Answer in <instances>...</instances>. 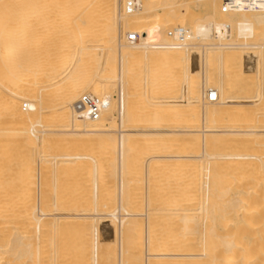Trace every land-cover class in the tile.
Here are the masks:
<instances>
[{
    "label": "bare ground",
    "instance_id": "obj_1",
    "mask_svg": "<svg viewBox=\"0 0 264 264\" xmlns=\"http://www.w3.org/2000/svg\"><path fill=\"white\" fill-rule=\"evenodd\" d=\"M235 1L246 4L250 0ZM128 2H134L133 11H126ZM223 3L224 0H177L166 5L164 0H0V264H21L24 259H31L33 264H89L86 262L90 259V264H141L142 248L145 264L147 257L158 258L156 264H171L174 259L181 264H264V0H256L255 9L225 12ZM186 8L199 14L207 12L208 22L229 12L232 13L226 16L233 19L237 16L233 13L238 11L244 14L243 32L236 40L218 43L194 40L181 31V26L201 21L181 17L178 13ZM247 11L255 14L256 22L250 26L247 24L252 17L246 19ZM169 31L172 36H168ZM129 34H136L140 43L129 45ZM185 39V47L171 45L172 41ZM150 65L152 71L157 67L156 74H160L155 80L156 88L146 79L151 82L149 85L147 81L148 88L155 89L150 92H157L155 99L145 89V80L142 82L148 78L142 77L143 71L151 69ZM82 95L100 103L96 120L81 118L73 111ZM213 95L215 99L210 101ZM152 99L158 113H153V105L149 107L153 108L151 113L145 114L150 109L146 111L142 105ZM192 122L196 126L175 127ZM152 138L169 141L155 159L162 166L156 173L173 166L168 171H175L185 160L192 162L194 171L199 170L192 172L197 174L195 184L205 178L204 196L210 201L211 191L214 202L212 197L218 193V199L225 197L229 214L226 218L238 214L235 219H220L212 209L220 221L212 217L214 213L204 217L205 212L204 218L198 217L201 222L195 220L198 215L190 222L186 219L189 224L185 227H189L184 228L188 232L183 233H187L184 236L189 244L184 254L172 249L177 247L176 241L169 238L184 239L179 238L182 232L178 235L184 217L176 222L178 233L175 227L169 228L175 230L167 237L163 227V231L159 228L161 224L152 225L161 231L155 234L151 224L156 221L139 222L137 213L127 214L130 207L129 211L122 208L128 199L129 182L139 180L134 179L139 169L144 167L146 172L153 165L148 154L140 150V141ZM178 150L186 154H178ZM80 156L83 167L76 160ZM141 156L147 157L143 167L145 157L141 162ZM185 162L183 168L179 164L178 171L185 169ZM158 163L150 172L159 170ZM58 166L67 172H83L93 186L88 193L102 205L98 208L93 200L88 199L95 207L84 201L78 230L63 234L67 240L72 237V244L65 243V249H54L56 218L52 213L60 203L59 191L53 193L57 190L56 179L48 195L46 190V182L51 183ZM200 169L204 171L203 178L199 176ZM146 178L145 184L150 182ZM65 182L70 187L71 182ZM84 193L85 197L87 192ZM114 199L117 214L111 212L114 202H110ZM160 202L158 205L164 206L162 199ZM147 203L148 208L151 204ZM86 204L90 208L92 205L93 211ZM217 204L220 208L221 202ZM224 210L221 213L225 218ZM71 213L65 209L64 220H75L69 217ZM48 236L54 239L53 248ZM154 237L158 238L157 244L152 241ZM153 242L159 245V253L154 256L146 253Z\"/></svg>",
    "mask_w": 264,
    "mask_h": 264
},
{
    "label": "rangeland",
    "instance_id": "obj_2",
    "mask_svg": "<svg viewBox=\"0 0 264 264\" xmlns=\"http://www.w3.org/2000/svg\"><path fill=\"white\" fill-rule=\"evenodd\" d=\"M174 1H177V0H164V4L166 3V4H172V2H174ZM182 1H190V2H192L193 0H182ZM165 4V5H166ZM262 4V6L261 7H263V4L264 3H261ZM262 11H263V13H264V9H262ZM232 12H229L228 13V15H227V13H225V16H216L215 17V19H214V21L212 22V21H210V22H208V21H205V19H207V17L208 16H206L205 14H207V12H203V13H201V14H199L198 12H196L195 10H193L192 8H186L185 10H183L182 12H179L178 14H180L181 15V17H183V18H185V19H187V21H192V20H199L200 19V21L201 22H199V23H189V24H183V26H181V31L182 32H184V33H187L188 35H191V37H192V39H194V40H204V41H209V42H215V43H218V42H221V41H226V40H236L237 38H236V36L238 35H240L241 36V34H242V32H243V28H242V24L244 23L243 22V19L241 18L242 16H244V14L241 16V14L240 13H238V11L237 12H234L233 14H234V16L237 14V16H235L234 18H236V19H229L227 16H229V14H231ZM204 14V15H203ZM179 15V16H180ZM208 15V14H207ZM223 15V14H222ZM227 15V16H226ZM245 15H246V19H248V18H251L250 20H248L249 22H248V26H250V24L251 25H253L255 22H256V20H254L253 21V16L255 15L254 13L252 14L251 13V11H247V13H245ZM206 17V18H205ZM227 17V18H226ZM204 20V21H203ZM153 65H155V63L153 64ZM153 65H152V67H153ZM146 67H147V65H146ZM145 67V68H146ZM151 69H149V68H147V70L149 69V72H151V74L150 73H148L147 72V70H145V71H143V74H145V75H143L142 77H147V75H148V78H145V79H143L142 80V82L145 80V83H144V85L146 84L147 85V81L148 80H151L152 81V83L151 82H149L148 81V84L149 85H153V82H154V85H153V87L154 88H156L155 87V82L157 81L156 79H157V77L160 75H158V74H156V73H158V70H157V67L156 68H154V69H156L155 71L153 70L152 71V67H151V65L149 66ZM155 67V66H154ZM151 70V71H150ZM185 70V69H184ZM144 72H146V73H148V74H146V73H144ZM153 72H155V74H154V76L156 77V78H154L153 77ZM184 73H186V70L185 71H183ZM151 75V76H150ZM157 75V76H156ZM216 75L219 77L218 79V81H220L221 80V76L218 74V71H216ZM149 76L150 77H152V79H150L149 78ZM146 79H148V80H146ZM156 80V81H155ZM151 83V84H150ZM149 85H147V88L145 87V89H151L152 91H153V87L151 88V87H149L148 88V86ZM143 88V87H142ZM144 89V88H143ZM155 90V89H154ZM148 92H150V90L148 91ZM153 92H155V91H153ZM154 94V93H153ZM152 94V92H150V95H153ZM155 95V94H154ZM156 95H157V92H156ZM156 95L153 97V96H151V98H153V99H155L156 98ZM151 100L150 102L152 103V105H150L151 103H144V105H142V106H144L143 107V109L144 110H148V109H150L149 107L150 106H153L154 105V111L155 112H153V110H152V112L153 113H155L156 114V112L158 111L157 110V106L155 107V105H156V102H155V104H154V100ZM6 100V102H8L7 101V99H5ZM153 101V102H152ZM181 104V103H180ZM132 105H134V104H132ZM138 105V104H137ZM136 105V106H137ZM177 106V108L178 109H181V107H179V106H181V105H179L178 103L176 104ZM179 105V106H178ZM135 106V105H134ZM134 106H132V108L134 107ZM135 106V107H136ZM147 107H148V109H147ZM156 108V109H155ZM164 108H167V107H164ZM163 108V109H164ZM136 109V108H135ZM151 109H153V108H151ZM151 109H150V111L149 112H145V114L146 113H151ZM134 110V109H133ZM143 110V111H144ZM160 110V109H159ZM135 111V110H134ZM158 113V112H157ZM154 115V114H153ZM193 123V122H192ZM185 124V125H181V124H176L175 125V127L176 128H178V129H184V128H186V127H188V126H191V127H194V126H196V123H193V124ZM197 124H199L198 126H200L201 124L198 122ZM177 125H179V126H177ZM181 125V126H180ZM184 126V127H183ZM183 127V128H182ZM137 143H139V141H135V144H137ZM140 150H141V152L142 153H145V154H148V155H146V156H148L149 157V160L151 161V162H153L152 164L154 165V163L156 164V163H158V162H156L155 161V159L158 157L157 155H159L160 153H162V146H164V145H168L169 144V141H164V140H160V139H157V138H152L151 140H149V141H143V142H141L140 141ZM186 150V148H184V151ZM180 151V152H179ZM183 150L181 151V150H178V154H186L187 153V151H185L184 152ZM181 152H183V153H181ZM177 154V155H178ZM73 157L72 158H74L75 157V155H72ZM142 158L140 159V161L142 162L143 160H144V157L143 156H141ZM147 157H145V160L143 161V165H142V167L144 166V164H145V162L147 161V159H146ZM76 160L78 161V163L80 164V166L81 167H83V159H82V157L80 156V157H77L76 158ZM185 161H187V160H185ZM185 161H183V162H179V164H180V167H181V165H182V167L181 168H183V164H184V162ZM151 162H150V164H151ZM188 162V161H187ZM187 162H185V169L187 170V167H188V170L186 171L185 169H183L184 170V172H183V170L182 169H180L179 171H178V169L180 168L179 167V164H178V168H177V170H175V171H168L169 169H171V168H173V167H171V168H169L168 170H167V168L166 169H164L163 168V170H167V171H164L165 172V174H163V170L161 171V173L159 174V173H156V172H158V171H160V167H162L161 166V164H160V162L158 163V164H160V166L158 167L159 168V170H157V171H155L154 169L158 166L157 164V166H155L154 165V167H153V165H150L151 167L149 168H147V170L150 172L151 170V168H154V169H152V171L154 170L155 172H150V173H152L153 175H156V176H153V175H151L148 171H146V172H148L147 173V176H145L146 175V172H145V170H144V167L143 168H141L142 169V172L140 171L141 169H139L138 171H137V174H135L136 176H135V180L136 179H139L140 180V182H139V180H136V181H134V182H129V185L128 186H130L129 188H132L131 190H129V188H128V191H127V202L129 203V201H130V203H129V205H128V203L126 202V207L125 206H123L122 205V208H125L126 209V211H129V207H130V209L132 210V212H131V210L129 211V212H127V214H131V215H135L136 213L138 214V215H136L137 217H136V219H138V221L139 222H144V221H147V220H149V223H154V221H156L154 224H151V226L152 225H156L157 226V224H161L160 225V230L161 231H163V230H165V231H163L164 232V234H166L167 235V237H169V236H171V233H172V231H174L176 228H177V226L175 227V225H178L179 226V224L178 223H180L181 221H182V217H184L183 218V221L184 222H182V223H180V226H182V224L184 225L183 226V228H181L180 226H179V234L178 235H180L181 233L180 232H182V234L183 235H180L179 236V238L181 237V238H184V239H182V241H181V239H178L177 238V236H173V237H176V238H173L172 236L171 237H169L170 239L172 238L174 241H176V246L177 247H175V248H172V249H174L175 251H176V253H177V251L178 252H180L181 254H184L186 251H187V245L189 244L188 242H187V240L185 239V237L186 238H188L187 236H184V235H186V234H184L185 232H188L187 230V228L189 227L188 225V227L186 226L185 227V224L186 223H188L189 224V222L190 221H192L196 216L195 215H198L197 216V219H195V220H198V217H202V218H204V217H206V216H211V213H216L218 216H219V218L221 217L222 219H235V217L238 215V214H236V216L234 217V214H233V216L232 217H230V218H226V217H228V215L229 214H227V210H226V203H224V201H225V197H221V196H219V199H218V196H217V194L216 195H213V197L212 198H214V202H213V200L211 201V191L209 192L210 194H208L207 196L209 197V199H210V201L208 200V198H206L204 195H205V193H203L204 192V188L202 189V187L204 186L203 184L205 183V181H204V179L202 180L201 179V181H199V180H197V181H199L200 183H201V185H200V183L199 184H197L198 185V189L195 187V183H198V182H196V175L197 174H195V173H192V172H197V173H199L198 171H194V169H193V167L190 165L192 162H190V163H187ZM148 163V162H147ZM187 163V164H186ZM177 164H176V166H177ZM192 167L191 169H193V171L189 168V165ZM188 165V166H187ZM58 170H56V172L54 173V175L52 176V178L50 179L51 180V183H49L50 181L48 180H46L47 182H46V186L48 187L46 190H47V195L49 194L48 193V191L49 192H51L52 191V189H51V184L53 183V182H55V179H56V182L54 183V187H57V190H54V192L53 193H58V191H59V195H60V199L59 198H57L58 199V201H60V203L58 204V206L56 207V209H53V213L52 214H54V215H52L54 218H56V224H55V229H56V238H55V242H57L56 243V245H54L55 244V242L51 239V236H48V241L49 240H51L52 242L50 243V246L53 248V245L55 246L54 247V249L57 247H59V248H64L65 249V247L67 246H65V243L66 244H72V241H71V239H72V237L70 236H68V240H67V238H66V241H65V238L63 237V234L65 235V234H68V233H74L75 232V230H78V225L80 224V216H82L81 215V211H82V209H83V206L85 205V202H87V203H89L90 202V204H92L91 203V201L93 200V197L91 196V194L90 193H88V191H90L91 189H92V185L90 184V181L88 182V180H87V177L85 176V175H83V172H81L80 174H78V173H76L74 170H71V171H69V172H67V171H64V170H61L60 169V167L58 166ZM63 168V167H62ZM157 168V169H158ZM175 168V169H176ZM89 169H90V167H89ZM88 169V170H89ZM189 169H190V171H189ZM61 170V171H60ZM201 171H200V174H199V176H200V178L202 177H204L203 176V170L202 169H200ZM138 172H140V173H138ZM167 172V173H166ZM182 172V173H181ZM191 172V173H190ZM154 173H156V174H154ZM170 173H172V174H170ZM179 173V174H178ZM172 176V177H170V175ZM181 174V176H179ZM194 174H195V176H194ZM138 175V176H137ZM163 175V176H162ZM191 175V176H190ZM151 176V177H150ZM186 176V177H185ZM199 176H197V178H199ZM147 177V178H146ZM155 178V179H153V178ZM158 177L160 178V179H158ZM166 177V178H165ZM170 177V178H169ZM178 177V178H177ZM89 178H90V176H89ZM140 178H142V179H140ZM145 178L148 180V181H150V182H147L146 184L144 183V180H145ZM149 178H151V179H149ZM156 178L158 179L157 181H156ZM184 178H186V180L184 179ZM195 178V179H194ZM133 179V178H132ZM164 179V180H163ZM182 180L181 182H178V180ZM188 179V180H187ZM192 179H193V182H192ZM141 180H143V182L141 181ZM169 180H171V181H169ZM65 181H70L71 182V185H70V187H71V189H70V187L69 186H67V184H66V182ZM133 181V180H132ZM158 182V184L156 183V182ZM165 181V182H164ZM184 181V185H183V187H182V182ZM188 181H189V183L190 184H188ZM185 182H187V183H185ZM204 182V183H203ZM212 182V181H211ZM211 182H209V184L211 183ZM162 185H161V184ZM168 183V184H167ZM176 183V184H175ZM213 183V182H212ZM47 184H49V185H47ZM135 186H134V185ZM137 184V185H136ZM141 184H142V186H141ZM153 184V185H152ZM155 184V185H154ZM179 186H178V185ZM188 184V185H187ZM148 185V186H147ZM149 185H150V187H149ZM175 185H177V186H174ZM196 185V186H197ZM210 185H212V184H210ZM50 186V187H49ZM139 186V187H138ZM154 186V187H153ZM157 186V187H156ZM161 186V187H160ZM170 186V187H169ZM216 186H217V183H216ZM135 187V188H134ZM140 188V189H138V188ZM146 187V188H145ZM149 187V188H148ZM160 187V188H159ZM178 187V188H177ZM193 187V188H192ZM213 188L215 187V185L214 186H212ZM154 188V189H153ZM172 188V189H171ZM217 188V187H216ZM54 189H56V188H54ZM81 189V190H80ZM133 189L134 190H136L137 191V189H138V192L136 193V191H134V193H133ZM145 189H149L148 191L147 190H145ZM175 189V190H174ZM183 189V190H182ZM188 189V193H187V190ZM212 189V188H211ZM211 189H209V190H211ZM215 189V188H214ZM218 189V188H217ZM71 190V191H70ZM143 190V191H142ZM154 190V191H153ZM168 190H170V191H168ZM172 190V191H171ZM70 191V192H69ZM131 191V192H130ZM140 191V192H139ZM156 191V192H155ZM166 191H168V192H166ZM178 191V192H177ZM196 191V192H195ZM197 191H199V192H197ZM80 192V193H79ZM84 192H87L86 193V195L88 194V196L89 197H87L86 195H85V197H87V199L84 197V195L83 194H85ZM91 192V191H90ZM130 192V193H129ZM143 192V193H142ZM145 192H148L147 194H146V197H145ZM161 192V193H160ZM170 192H172V193H170ZM174 192V193H173ZM152 193H155V194H152ZM157 193V194H156ZM130 194H132V195H130ZM143 195V196H141V195ZM170 194V195H169ZM175 194H177V195H175ZM179 194V195H178ZM187 194V195H186ZM200 194V195H199ZM207 194V193H206ZM214 194V193H213ZM70 195V196H69ZM82 195H83V197H82ZM133 195H135V197H131V196H133ZM138 195H139V197H138ZM148 195H150V197L148 196ZM153 195V199H154V201H158L159 202V204L161 203L160 202V200L162 199V203L164 204V206H160V205H158V202H154L153 200H151L152 199V196ZM155 195V196H154ZM191 195V196H190ZM196 195H198V196H195ZM201 195H203V198L205 199L206 198V200L207 201H203V198H202V196ZM211 195V196H210ZM90 196H91V198H90ZM167 196V197H166ZM173 196H175V197H173ZM183 196V197H182ZM190 196V197H189ZM216 196V197H215ZM136 197H138L137 199H136ZM161 197V198H160ZM167 199H165V198ZM171 197V198H170ZM178 197H179V199H178ZM197 197L199 198V200L197 199ZM200 197H201V199H200ZM83 198V199H82ZM142 198V199H141ZM146 198V199H145ZM148 198H149V200H148ZM155 198H157V200L155 199ZM158 198H160V200H158ZM170 198V199H169ZM175 198V199H174ZM222 198V200H220ZM88 199H91V201H89ZM131 199V200H130ZM133 199H135V200H133ZM165 201H164V200ZM171 199H172V201H171ZM174 199V200H173ZM182 199V200H181ZM215 199H217L216 200V203H217V201H219V202H221V206H220V208L218 207V204L216 205V203H215ZM188 200H189V202H188ZM85 201V202H84ZM96 201V200H95ZM140 201V202H139ZM143 201V202H142ZM174 201V202H173ZM177 201V202H176ZM181 201V203H179ZM222 201H223V203H222ZM92 202H94V200L92 201ZM114 202V203H113ZM146 202V203H145ZM147 202H150V207L152 206V204H154L151 208L150 207H148L147 208V206L149 205ZM152 202V203H151ZM167 202V203H166ZM210 202V203H209ZM213 202V204H211ZM95 203V205H97V207L99 208V206L98 205H101L100 204V201L98 202V204H96L97 203V201L96 202H94ZM110 203H113V204H111V212H113V213H115L117 210H118V205H117V200H115L114 199V201H112V202H110ZM139 205H138V204ZM166 203V204H165ZM173 203H174V205H173ZM185 203V204H184ZM190 203H192V204H190ZM215 203V204H214ZM83 204V205H82ZM130 204H132V205H130ZM141 204V205H140ZM148 204V205H147ZM169 204H171V205H169ZM204 204V205H203ZM82 205V206H81ZM87 205V204H86ZM89 205V204H88ZM87 205V207H89ZM93 205V204H92ZM92 205H91V208H92ZM136 205V206H135ZM145 205H147L146 207H145ZM162 205V204H161ZM185 205V206H184ZM195 205V206H194ZM212 205H214V208H211V206ZM215 205L218 207L217 209L215 208ZM94 206V205H93ZM102 206V205H101ZM100 206V207H101ZM116 206V207H115ZM157 207L156 209H155V207ZM166 206H167V208H166ZM172 206H174V208H171ZM176 206V207H175ZM193 208H192V207ZM200 206V207H199ZM224 206H225V210H224ZM95 207V206H94ZM132 207V208H131ZM140 207V208H139ZM154 207V208H153ZM186 207V208H185ZM197 207V208H196ZM208 207V208H207ZM213 207V206H212ZM90 208V207H89ZM91 208L89 209L90 211H93V210H91ZM98 208L96 209V210H98ZM113 208H114V210H113ZM146 208H147V211H146ZM161 209V210H159V209ZM188 208V209H187ZM195 208V209H194ZM199 208V209H198ZM208 209L209 211L210 210H212L213 209V211L214 212H212V211H207L206 209ZM211 208V209H210ZM65 209H69L70 211H72V213L69 215V217H76V219L75 220H73V219H70V221L69 222H67V220H64V218L66 217V215L64 214V210ZM92 209H94V208H92ZM101 209V208H100ZM140 209H142V210H140ZM155 209V210H154ZM172 209V210H171ZM181 209H183V210H181ZM189 209H192V210H189ZM202 209H203V211H202ZM221 209H223L224 211H222L223 213L224 212H226V213H224L225 214V218H224V215L222 216V213H221ZM137 210V211H136ZM171 210V211H170ZM176 210V212H174ZM187 210V211H186ZM206 210V211H205ZM220 210V211H219ZM230 210V209H229ZM160 211H161V213H160ZM179 211V212H178ZM184 211V212H183ZM198 211H201V212H198ZM231 211H234V209L232 210L231 209ZM230 211V212H231ZM57 212V213H56ZM75 212H77L76 214H75ZM118 212V211H117ZM117 212L115 213V214H117ZM131 212V213H130ZM134 212V213H133ZM147 213V215H146V217H145V214ZM159 212V213H158ZM191 212V213H190ZM200 213V214H197V213ZM205 212V214H203V216H202V213H204ZM207 212H209V215H207ZM229 212V213H230ZM89 213H91V212H89ZM167 213H169V215H167ZM188 215H187V214ZM215 213L213 214V218H215L216 219V222H218V221H220V220H217V218H218V216L217 215H215ZM234 213H236V212H234ZM139 214H141L140 215V217H139ZM143 214V215H142ZM190 214H191V216H190ZM149 215H151V216H149ZM170 215H171V217H170ZM172 215H177V219H176V217L175 216H173L174 217V219L175 220H179L180 219V221H175L174 219H173V217H172ZM183 215V216H182ZM187 215V216H186ZM214 215L217 217H214ZM231 215V214H230ZM142 216V217H141ZM158 216L160 217V218H158ZM168 216V217H167ZM186 216V217H185ZM189 216H190V218H189ZM79 217V219L77 220V218ZM139 217V218H138ZM234 217V218H233ZM164 218V219H163ZM168 218H169V220L171 219V221H169L168 220ZM193 218V219H192ZM218 218V219H219ZM220 218V219H221ZM140 219V220H139ZM147 219V220H146ZM160 219V220H159ZM189 221H187V220ZM205 219H207V218H205ZM204 219V220H205ZM208 219H211L210 217L208 218ZM142 220V221H141ZM151 220V221H150ZM201 220L202 219H200L199 218V220H198V222L200 221L201 222ZM162 221V222H161ZM187 221V222H186ZM67 222V227H65V223ZM164 222V223H163ZM175 222V223H174ZM176 222H178L177 224H176ZM205 222H208V220H205ZM168 223H170L171 225L170 226H168L167 224ZM174 223V224H173ZM114 224L116 225V222L114 221ZM173 226V227H172ZM116 227V226H115ZM114 227V228H115ZM153 227V226H152ZM156 228V227H153L152 228V230L154 231V233L156 232V233H158L160 230H159V228ZM162 227H163V230H162ZM175 227V229L173 230V229H170L169 230V228H174ZM187 229H185V228ZM180 228L181 229H183L182 231H180ZM237 228H238V226H237ZM157 231H156V230ZM186 231H185V230ZM236 230V229H235ZM160 231V232H161ZM169 231H170V233H169ZM183 231H184V233H183ZM162 232V233H163ZM176 232H177V229H176ZM177 232V233H178ZM155 233V234H156ZM175 233V232H174ZM177 233H175V234H177ZM159 234V233H158ZM168 234H169V236H168ZM182 236H184V237H182ZM50 237V238H49ZM53 238V237H52ZM62 238H64V239H62ZM167 239V241H169L170 239ZM156 237H154V240L152 239V241H155L156 242V240H158V238L156 239ZM178 240V241H177ZM185 240V241H184ZM61 241H63L64 243H62ZM69 241V242H68ZM182 243H181V242ZM155 242H153L154 243V245H153V243H152V245L150 246V248H147V251H149V252H147L146 251V253H148V254H152L153 253V256L155 255V254H158L159 253V249L157 250V247L159 246H157L156 244H157V242H156V244H155ZM177 242H178V244H177ZM186 242V243H185ZM169 243V242H168ZM180 243V244H179ZM53 244V245H52ZM173 245H174V243H172ZM185 244V245H184ZM187 244V245H186ZM58 245V246H57ZM181 245V246H180ZM49 246V245H48ZM74 246V245H73ZM117 246V245H116ZM157 246V247H156ZM76 247V246H75ZM174 247V246H173ZM180 247H181V250H180ZM48 248H50V247H48ZM52 248H50V250L52 249ZM154 248V250H152V249ZM184 249H186V251H184V253H182L183 252V250ZM157 250V251H156ZM49 251V250H48ZM154 251V252H153ZM117 252V251H116ZM143 252V253H142ZM156 252V253H155ZM158 252V253H157ZM178 254V253H177ZM139 256L142 258V261H141V264H145V260H144V258H145V248H142L140 251H139ZM150 256V255H149ZM51 258V257H50ZM148 258V260L146 259V263L147 264H150L151 262H150V258H151V261H152V263H154V264H156V263H158L156 260H158V258H156V260L155 259H153V257H147ZM180 257H178V260H180V261H182V259L180 258ZM90 259V258H89ZM88 259V260H89ZM177 259V258H176ZM49 260H51V259H49ZM185 260V262H188V260H186V258L184 259ZM183 260V261H184ZM90 261H91V259L89 260V262H86V263H89L90 264ZM150 262V263H148V262ZM156 261V262H155ZM174 261V262H173ZM172 262L173 263H171V264H181V263H177V262H179V261H177V260H173ZM177 261V262H176ZM52 262H49V264H51ZM151 263V264H152ZM160 263H161V260H160ZM21 264H33V263H31V259H29V260H23L22 262H21ZM183 264H185V263H183ZM187 264V263H186Z\"/></svg>",
    "mask_w": 264,
    "mask_h": 264
},
{
    "label": "built area",
    "instance_id": "obj_3",
    "mask_svg": "<svg viewBox=\"0 0 264 264\" xmlns=\"http://www.w3.org/2000/svg\"><path fill=\"white\" fill-rule=\"evenodd\" d=\"M256 8V0H250L246 4H240L235 0H224L222 9L223 12L230 11V10H238V9H255ZM127 12L133 11L135 9L134 2H128L125 6ZM168 36H172V33L169 31ZM126 41L129 45H138L139 38L136 34H129L126 38ZM172 46L177 47H185L187 45V39L180 40V41H172ZM210 101L215 99L214 95L209 96L208 98ZM100 103L93 99L90 96L82 95L73 105V111L76 113L77 116L81 118H88L91 120H96L100 115Z\"/></svg>",
    "mask_w": 264,
    "mask_h": 264
}]
</instances>
